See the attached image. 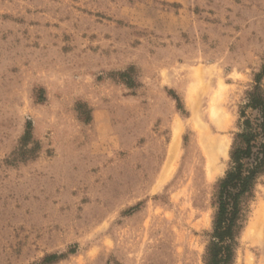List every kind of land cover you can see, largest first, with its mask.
I'll list each match as a JSON object with an SVG mask.
<instances>
[{
    "label": "rangeland",
    "instance_id": "obj_1",
    "mask_svg": "<svg viewBox=\"0 0 264 264\" xmlns=\"http://www.w3.org/2000/svg\"><path fill=\"white\" fill-rule=\"evenodd\" d=\"M263 63L264 0H0V264H206ZM263 202L264 175L234 264H264Z\"/></svg>",
    "mask_w": 264,
    "mask_h": 264
},
{
    "label": "trees",
    "instance_id": "obj_2",
    "mask_svg": "<svg viewBox=\"0 0 264 264\" xmlns=\"http://www.w3.org/2000/svg\"><path fill=\"white\" fill-rule=\"evenodd\" d=\"M133 67L117 75L129 86L134 87L131 72ZM264 63L255 73L254 84L247 92L246 101L240 108L239 131L236 132L230 150V166L218 184L217 210L213 230L207 247L206 264H234L238 236L245 220V206L254 196L255 187L264 175ZM179 105L180 99L177 97ZM84 103L77 109L84 120L91 118V111H85ZM33 124L28 121L21 138L17 158L29 160L36 156L39 144L35 142ZM75 250L71 248L68 253ZM67 256V253H48L34 264H51Z\"/></svg>",
    "mask_w": 264,
    "mask_h": 264
},
{
    "label": "bare ground",
    "instance_id": "obj_3",
    "mask_svg": "<svg viewBox=\"0 0 264 264\" xmlns=\"http://www.w3.org/2000/svg\"><path fill=\"white\" fill-rule=\"evenodd\" d=\"M179 130L176 129L174 140L171 145V151L176 152L178 143ZM210 143H213L211 141ZM226 145L223 143L220 145L221 151L225 150ZM172 156V155H171ZM212 169V168H211ZM216 174V173H215ZM246 236L251 238L253 242H261L264 239V202L261 203L255 212L254 218L251 220L250 225L245 233Z\"/></svg>",
    "mask_w": 264,
    "mask_h": 264
}]
</instances>
